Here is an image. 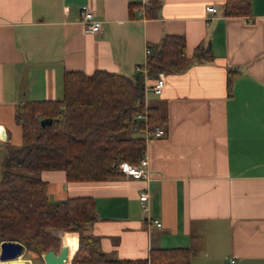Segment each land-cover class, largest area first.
I'll return each mask as SVG.
<instances>
[{
    "label": "crops",
    "instance_id": "1",
    "mask_svg": "<svg viewBox=\"0 0 264 264\" xmlns=\"http://www.w3.org/2000/svg\"><path fill=\"white\" fill-rule=\"evenodd\" d=\"M149 1L0 0V152L22 141L18 105L61 98L66 70L135 75L150 46L184 34L189 56L197 45L212 55L166 72L163 91L150 93L167 123L165 135L146 142L149 179L70 181L63 170L41 177L52 200L94 197L98 217L85 231L100 236L110 258H147L154 246H191L197 236L191 264H228L232 256L264 264V0L241 16L224 15L225 0H159L150 16ZM84 5L100 31L84 29ZM229 68L240 70L231 93ZM146 188L148 209L140 199ZM55 233L65 244L71 236L76 249L78 231Z\"/></svg>",
    "mask_w": 264,
    "mask_h": 264
},
{
    "label": "trees",
    "instance_id": "2",
    "mask_svg": "<svg viewBox=\"0 0 264 264\" xmlns=\"http://www.w3.org/2000/svg\"><path fill=\"white\" fill-rule=\"evenodd\" d=\"M159 0H150L147 14L157 15ZM252 0H225L224 15H250ZM212 55L210 47L197 45L186 51L184 34L166 33L159 44L150 46L146 56L149 76L182 71L193 60ZM240 73L229 68V93ZM144 78L141 73L95 69L66 70L61 98L33 99L20 103L16 120L22 141L11 145L2 157L0 178V243L18 240L36 253L59 252L63 243L57 230L78 231L79 241L71 264H191L197 241L191 246H154L147 258H110L99 235L86 232L97 219L96 201L91 195L69 196L53 201L48 195L44 170H63L70 181H100L123 174L122 161L137 162L146 150V140L131 123L134 113L144 108ZM150 122L166 125L167 116L149 105ZM53 121L43 125L41 119ZM71 238V236H70ZM70 238L68 244L70 245Z\"/></svg>",
    "mask_w": 264,
    "mask_h": 264
},
{
    "label": "built area",
    "instance_id": "3",
    "mask_svg": "<svg viewBox=\"0 0 264 264\" xmlns=\"http://www.w3.org/2000/svg\"><path fill=\"white\" fill-rule=\"evenodd\" d=\"M207 11L214 13L217 11V8L213 5H208ZM82 23L84 29L87 32H96L101 30V22L95 18V13L89 5L83 6L82 11ZM136 71L141 73L144 78V108L142 111L136 112L131 117V123L133 124L134 130L141 132L145 137L146 142L153 137H161L165 135L166 128L161 124H152L150 122V110H149V95L150 93L160 94L166 84L165 77L163 75L152 79L149 76L147 62L136 66ZM0 135L2 131L0 130ZM150 165L149 157L146 154V151L142 157L137 162L122 161L119 164L120 171L132 178H144L146 180L150 177ZM140 199L145 209L149 208V189L146 188L140 193ZM152 223L160 225L161 222L158 219H151ZM228 264H240L236 257H229Z\"/></svg>",
    "mask_w": 264,
    "mask_h": 264
},
{
    "label": "water",
    "instance_id": "4",
    "mask_svg": "<svg viewBox=\"0 0 264 264\" xmlns=\"http://www.w3.org/2000/svg\"><path fill=\"white\" fill-rule=\"evenodd\" d=\"M53 121L50 117L41 119L43 125H47ZM25 245L18 240H3L0 243V264H31L27 260L22 259ZM44 264H69L70 246L64 244L59 252L49 249L43 255ZM71 264V263H70Z\"/></svg>",
    "mask_w": 264,
    "mask_h": 264
},
{
    "label": "rangeland",
    "instance_id": "5",
    "mask_svg": "<svg viewBox=\"0 0 264 264\" xmlns=\"http://www.w3.org/2000/svg\"><path fill=\"white\" fill-rule=\"evenodd\" d=\"M15 145H19V144H14V146ZM3 155H4V152L3 153L0 152V178L2 176V170L4 168V166L2 164V157H3ZM53 201H55V200H53ZM24 255H25V257H30L31 258L30 261H32V262H35L34 259H36V257H37V255L34 254V252L32 250L28 249L27 247H25V254ZM36 262H39L40 263L41 261L40 260H38V261L36 260Z\"/></svg>",
    "mask_w": 264,
    "mask_h": 264
}]
</instances>
